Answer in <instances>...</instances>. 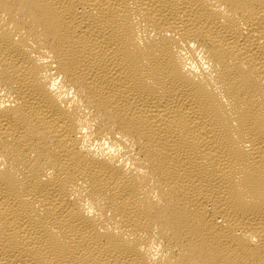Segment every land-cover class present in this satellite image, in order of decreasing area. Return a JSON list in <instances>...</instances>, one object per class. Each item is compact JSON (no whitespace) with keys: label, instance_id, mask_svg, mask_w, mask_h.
<instances>
[{"label":"bare ground","instance_id":"obj_1","mask_svg":"<svg viewBox=\"0 0 264 264\" xmlns=\"http://www.w3.org/2000/svg\"><path fill=\"white\" fill-rule=\"evenodd\" d=\"M0 264H264V0H0Z\"/></svg>","mask_w":264,"mask_h":264}]
</instances>
